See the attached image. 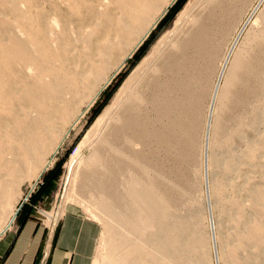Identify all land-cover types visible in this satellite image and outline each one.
I'll use <instances>...</instances> for the list:
<instances>
[{
  "label": "rangeland",
  "instance_id": "obj_1",
  "mask_svg": "<svg viewBox=\"0 0 264 264\" xmlns=\"http://www.w3.org/2000/svg\"><path fill=\"white\" fill-rule=\"evenodd\" d=\"M258 2L0 0V202L10 211L0 237L27 214L54 225L69 204L100 223L94 264H264V1L212 106L222 60ZM208 15L216 24L193 47L195 90L175 111L173 146H162L171 116L153 88L185 73L174 59ZM14 36L47 76L30 79L9 56ZM136 192L158 204L142 211Z\"/></svg>",
  "mask_w": 264,
  "mask_h": 264
},
{
  "label": "crops",
  "instance_id": "obj_2",
  "mask_svg": "<svg viewBox=\"0 0 264 264\" xmlns=\"http://www.w3.org/2000/svg\"><path fill=\"white\" fill-rule=\"evenodd\" d=\"M57 219L52 225L35 214L24 215L13 230L0 237V264H94L100 223L69 204ZM177 257L168 258L178 264ZM149 262L158 264V258L145 264Z\"/></svg>",
  "mask_w": 264,
  "mask_h": 264
},
{
  "label": "bare ground",
  "instance_id": "obj_3",
  "mask_svg": "<svg viewBox=\"0 0 264 264\" xmlns=\"http://www.w3.org/2000/svg\"><path fill=\"white\" fill-rule=\"evenodd\" d=\"M264 0H259L258 4H256L257 6L254 8H252L251 10V15L249 16V19H247L243 25V27L240 29V32L239 34L237 35V37L234 38L233 40V43H232V46L231 48L228 50L226 56L224 57V59L222 60V64L219 68V76H218V82L216 83V85L214 86V91H213V99H212V103L214 106V102L216 100V98L218 97V93L220 91V82H221V79L224 75V72L227 68V64H228V61L230 59V55L232 53V51L234 50V47L236 45V43H238V39L240 38L241 34H242V31L245 29V26H247V24L249 23L248 21L253 17V14L255 13L254 11L256 10V8H258V6L263 2ZM135 6V5H134ZM257 11V10H256ZM212 18H222V16L220 15H211ZM206 20V21H205ZM77 21H78V18H77ZM79 24V23H78ZM84 24V23H83ZM216 24L215 21L212 19V21L210 22V17L209 15L205 17L204 21L198 25L193 31V35L183 44L182 46V53H179L178 56H177V59L175 58L174 61H178L181 59L183 60V67L187 64V68L184 67L185 69V73L182 72V73H177L178 76H174L173 79L171 80H163V83L162 85L160 86V88H153L154 89V92H153V96H158V105L160 107H158L157 109L161 112V115H162V118H164V116L166 114H168V117H170V120L167 122V123H164L162 122V125L159 127V137L161 138L160 140V143L162 146H165V144L167 143V145H172L173 146V139L175 138L176 134H175V130H176V125H178V118L176 116L177 112H182L181 109H184L186 107V105H188V103H190V95L193 93V90H195V88H193V83L191 82V76H192V73H193V66H194V63L197 61V58L196 56L194 55V49L193 47H199V45L201 46L203 43H204V39H205V36L207 37L208 33H209V26L210 25H214ZM219 25V24H218ZM150 31V30H149ZM148 34V33H147ZM15 37V36H14ZM17 37L19 38V36L17 35ZM54 37V36H53ZM18 38H12L13 39V46L12 44L10 45V57H12L13 59H15L16 61H18L20 63V65H24V66H27V70L26 72L30 73V79L34 80V79H38L40 80L41 78H44L45 76H47L48 74L45 73V72H48V71H43L42 73H36V72H33V68H32V65H35V64H40L43 65V61L45 59L43 58H40V57H36L33 53H31L27 47L25 46L24 43H22L20 41V39ZM54 39V38H53ZM56 39V38H55ZM57 40V39H56ZM12 41V40H11ZM59 42V41H58ZM9 44V43H8ZM58 45V44H57ZM5 47V46H4ZM3 47V48H4ZM184 47V48H183ZM9 49L8 45L6 47V49ZM7 49V50H8ZM3 50V49H2ZM6 50V52H7ZM12 55V56H11ZM176 57V56H175ZM53 59V58H52ZM15 62V61H14ZM45 63V62H44ZM17 64V63H16ZM21 69V67H19ZM25 70V69H23ZM22 70V71H23ZM174 72V71H173ZM176 73H173V75H175ZM28 75V74H27ZM158 91V93H157ZM7 96V95H6ZM142 96V95H141ZM3 98V97H2ZM6 98V97H5ZM7 99V98H6ZM94 100V98H93ZM143 100V99H142ZM164 100H167L166 102V105H164ZM6 101V100H5ZM9 103V102H7ZM5 103V104H7ZM4 104V103H3ZM211 106V107H212ZM88 107V106H87ZM162 107V108H161ZM213 108V107H212ZM212 110V109H211ZM175 111H177L175 113ZM1 112V111H0ZM3 113V112H2ZM166 113V114H165ZM165 114V115H164ZM5 115V114H4ZM36 118V117H35ZM34 118V119H35ZM41 118V117H40ZM105 117L101 116L99 117L98 119V123H102L104 120ZM211 119H212V111L210 112V116H209V119H208V126L211 125ZM37 121H39L37 118H36ZM45 120V119H44ZM30 121V120H29ZM34 121V120H33ZM32 121V122H33ZM48 122V120H46ZM43 122V121H42ZM34 123V122H33ZM45 124V122H43ZM39 125V123H37ZM27 125V124H26ZM28 125L31 126V124L29 123ZM37 125V127H38ZM207 126V129H209V127ZM44 128L48 127V126H43ZM50 127V126H49ZM27 128V127H26ZM51 128V127H50ZM30 129V127H29ZM49 130V128L47 129ZM54 130V129H52ZM140 130V129H139ZM30 131V130H29ZM40 131V130H39ZM209 130H207L206 134H207V138H208V135H209ZM40 132H44L41 131ZM47 132V131H46ZM52 132V131H51ZM50 132V133H51ZM28 133H26L27 135ZM34 134V133H33ZM53 134V132H52ZM31 133H30V138L29 139H32L31 138ZM37 135V134H36ZM34 136V135H32ZM38 136V135H37ZM60 136V135H59ZM40 137V136H39ZM27 138V139H28ZM35 138V137H34ZM50 138V137H49ZM48 138V139H49ZM54 138V137H53ZM28 139V142H31L30 144H32L33 142L31 140ZM46 139V138H44ZM51 139V138H50ZM37 140V139H36ZM55 140V139H53ZM209 140V139H208ZM63 141V139L60 141V143ZM53 142V141H51ZM172 142V143H171ZM40 143V142H38ZM36 144V143H35ZM50 144V143H49ZM27 146L28 143L26 144ZM58 145V144H57ZM40 146V145H39ZM42 146V145H41ZM40 146V147H41ZM50 146V145H49ZM60 146V145H59ZM171 146V147H172ZM30 147V146H29ZM30 148H35L32 144V146ZM39 148V147H38ZM36 151L40 152L39 151L40 149H38ZM173 148V147H172ZM42 149V147H41ZM28 150V149H27ZM50 150V149H49ZM29 152H31V150H29ZM43 152V151H42ZM45 153V152H44ZM39 154V153H38ZM32 155V154H31ZM30 155V157H31ZM40 155V154H39ZM35 156V155H33ZM208 157V156H207ZM33 161V160H32ZM37 161V160H36ZM214 161V160H213ZM35 162V161H34ZM39 162V161H37ZM49 162V161H48ZM48 162H46L42 167H41V171L43 170V168L46 167V165L48 164ZM138 162V161H137ZM40 163V162H39ZM41 165V163H40ZM21 167V166H20ZM23 169V168H22ZM24 170V169H23ZM22 170V171H23ZM20 172V171H19ZM208 176V175H207ZM5 182V180L3 181V183ZM17 182V181H16ZM6 183V182H5ZM7 184V183H6ZM9 184V182H8ZM5 185V184H4ZM11 185V184H10ZM10 185L8 187V190H10ZM2 186V185H1ZM17 186V184H16ZM129 187V186H128ZM18 188V187H17ZM4 189V187H1V191H4L2 190ZM14 190L16 189L15 187L13 188ZM13 189L11 191H13ZM7 191V190H6ZM17 192V191H16ZM12 194L15 196V193L12 192ZM147 194V193H146ZM10 195V194H9ZM2 196V195H1ZM8 197V196H7ZM133 197H134V200L136 201L135 203L136 204H139L140 206H143L144 208H142V211L143 209H146L148 210V208L150 209H154V207H156V205L158 203H156L155 201L152 202V200L149 199V197L146 198L143 197V195L139 194L138 192L134 193L133 194ZM4 199V197H3ZM8 202V201H7ZM146 207H145V206ZM9 206H12L9 204ZM11 208V207H10ZM139 209V207H138ZM145 210V213L147 214V211ZM9 208L6 204V200L4 201V203L0 202V216L1 217H7L9 216L8 213H9ZM151 212V211H150ZM144 213V214H145ZM153 213V212H151ZM46 215H48V213L45 212ZM140 214V213H139ZM157 215V214H156ZM160 216V215H159ZM139 217V216H138ZM14 218V214L11 216V218L9 219V222L7 223V226H9V224L11 222H13ZM140 219V218H139ZM169 219V218H168ZM5 220V219H4ZM142 220V218H141ZM155 221L157 220V222H160L162 224V221H164V219H158V216L155 217L154 219ZM128 221V220H126ZM129 223V222H128ZM6 226V227H7ZM130 226V225H129ZM9 228V227H8ZM144 228V227H143ZM4 231V230H3ZM138 231V230H137ZM140 233V232H139ZM216 241V240H215ZM122 243V242H121ZM217 247V246H216ZM215 247V253L217 254L218 250L217 248ZM124 248V247H123ZM120 252V250H119ZM131 252V251H130ZM116 253V252H115ZM121 253V252H120ZM116 257L117 254H116ZM132 257V256H131ZM129 256H125V257H122L123 261L122 263L120 264H144L145 261H142V263H138L139 261L136 262V260H134L135 258H131ZM112 260V264H114L113 261H115L112 257L110 258ZM118 261H122V260H118ZM148 261V260H147ZM109 263V261H108ZM107 263V264H108ZM110 263V264H111ZM118 263V262H117ZM156 263V262H155ZM154 264V263H153Z\"/></svg>",
  "mask_w": 264,
  "mask_h": 264
},
{
  "label": "trees",
  "instance_id": "obj_4",
  "mask_svg": "<svg viewBox=\"0 0 264 264\" xmlns=\"http://www.w3.org/2000/svg\"><path fill=\"white\" fill-rule=\"evenodd\" d=\"M176 4H177V3H175V4H173V5L171 6V8H170V10H169L168 13L173 12V11L177 8V5H176Z\"/></svg>",
  "mask_w": 264,
  "mask_h": 264
}]
</instances>
